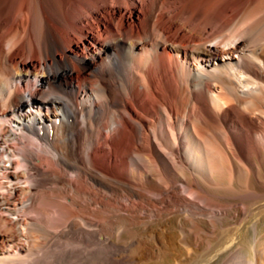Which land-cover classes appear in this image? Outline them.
Returning <instances> with one entry per match:
<instances>
[{"label":"bare ground","instance_id":"obj_1","mask_svg":"<svg viewBox=\"0 0 264 264\" xmlns=\"http://www.w3.org/2000/svg\"><path fill=\"white\" fill-rule=\"evenodd\" d=\"M260 210L264 0H0V264H194Z\"/></svg>","mask_w":264,"mask_h":264},{"label":"rangeland","instance_id":"obj_2","mask_svg":"<svg viewBox=\"0 0 264 264\" xmlns=\"http://www.w3.org/2000/svg\"><path fill=\"white\" fill-rule=\"evenodd\" d=\"M86 24L89 25V27H91L89 29V31L93 34V35H98V29L96 28L95 24H94V19L93 18H88L85 22ZM100 211H103V212H100L101 214H104L106 215V219H97V222H98V225H97V229H102L101 227H104L103 225L105 223H107L110 219V216L107 215V214H110L108 210L106 209H101ZM261 211V212H260ZM258 211L254 216H252L250 218V220L245 223L243 226H242V229L240 230V233H239V236L237 238V240H235L228 248L226 251H223V252H220L218 253L216 256H210V250H208V247L210 246V242H214V240L211 239L210 236L206 235L205 233H202L200 231H193L192 232V236L190 235V237H188V240L190 241L191 244H193V246L195 247V250H194V253H195V258H196V262L194 264H225L226 262H228L237 252L241 251V250H245V251H252L251 249V246H252V243H253V240H254V236H255V228L254 226L257 225L259 227V230H260V234L264 235V211L260 210ZM105 212V213H104ZM241 218V216H240ZM239 218V219H240ZM101 220V221H100ZM107 222H105V221ZM238 220V219H237ZM160 223V222H159ZM155 223L154 226H155V234H157L159 237L161 236L160 235V230L162 229L163 232H166V234H168V236H174L176 233L175 231H177L176 229V226H175V223L172 221V222H169V223H165V227H163L162 223ZM122 224V223H121ZM119 225L116 229V236L115 237H119V236H122L124 238H127L129 244H131L129 247H134L133 245L134 244H137L142 237L140 236H144L147 237L146 235H149V234H152V232L148 229H145L146 227L144 225H127V229H126V224L123 223V226L122 225ZM159 225V226H158ZM169 225V226H168ZM206 226V224H201V226ZM101 226V227H100ZM144 228H143V227ZM171 226V227H170ZM129 227V228H128ZM163 227V228H161ZM166 228V230H165ZM188 228V227H187ZM120 229V230H119ZM132 230V231H131ZM147 230V231H146ZM159 230V231H158ZM173 231V232H172ZM195 232V233H194ZM140 233V234H139ZM144 233V234H143ZM123 234V235H122ZM137 234V235H135ZM143 234V235H141ZM171 234V235H170ZM135 235V236H133ZM137 236H138V239H137ZM134 240H133V238ZM140 238V239H139ZM209 238V239H208ZM116 239V240H115ZM197 239V240H196ZM108 240V241H107ZM110 240V241H109ZM137 240V241H135ZM192 240V241H191ZM101 245H100V242H102ZM114 243H113V242ZM118 241L117 238H114V239H100L99 241H97L96 243V246H95V253H96V257L98 259L95 258V261L91 264H108V263H112V257H114V251H116L117 247H118V244H119V241ZM107 242H111L110 244L107 243ZM104 243L106 246H104ZM117 243V244H116ZM134 243V244H133ZM201 243V244H200ZM98 244V245H97ZM100 245V246H99ZM108 245L109 247H111L109 250L108 248ZM113 245V246H112ZM196 245V246H195ZM139 246V244L137 245ZM99 247H101L99 249ZM115 247V248H114ZM198 249H197V248ZM105 248V249H104ZM108 248V249H106ZM114 248V249H113ZM239 248V249H238ZM97 249V250H96ZM197 249V250H196ZM83 254L85 255L84 257L86 258V252H87V249L86 248H83ZM104 250V251H103ZM99 251V253H98ZM103 251V252H102ZM106 251H108L106 253ZM113 251V252H112ZM110 252V253H109ZM101 254V255H100ZM102 254H103V258H102ZM109 254V255H108ZM98 255V256H97ZM209 255V256H208ZM101 256V257H100ZM107 258H106V257ZM100 257V259H99ZM110 257V258H108ZM103 260H102V259ZM106 258V259H104ZM214 258V259H213ZM111 259V261H110ZM87 259H84L82 261V264H90L88 261H86ZM226 260V261H225ZM110 261V262H109ZM202 261V262H201ZM87 262V263H86Z\"/></svg>","mask_w":264,"mask_h":264}]
</instances>
